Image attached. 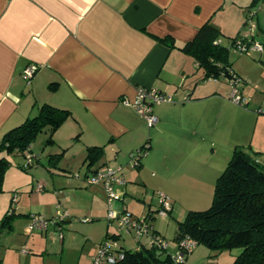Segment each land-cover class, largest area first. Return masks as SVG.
<instances>
[{"label":"crops","instance_id":"obj_1","mask_svg":"<svg viewBox=\"0 0 264 264\" xmlns=\"http://www.w3.org/2000/svg\"><path fill=\"white\" fill-rule=\"evenodd\" d=\"M236 1L0 0V140L34 116L41 104L48 103L71 112L54 131V142L64 150L72 144L67 140L77 142L78 151L69 156L84 160L88 146L103 147L102 157L90 170L127 162L128 152L148 142L150 147L141 163L125 167V183L139 180L164 190L168 162L183 157L192 158L199 167L213 161L211 171L191 175L194 191L207 183L213 185L223 170L216 147L223 139L221 135L226 136L228 149L244 144L239 139L243 134L239 113L243 112L241 124H245V113L251 115L255 108L264 107V92L253 94L254 110L239 107L228 99L229 87L221 81L225 78H204V70L179 46L192 40L207 21L223 33L227 9L231 13L238 10V20L245 23L250 0ZM257 25L264 31L259 20ZM239 35L238 31L230 38ZM166 36L174 45L161 40ZM256 52L264 54V50ZM230 62L232 70L247 82L244 69ZM31 63L38 68L27 82L23 70ZM254 86L258 90L260 85L256 81ZM140 87H154L172 97V101L152 104L157 122L151 126L122 100L134 98ZM259 117L254 116L249 146L264 155V124L258 126ZM206 144H210L209 151ZM261 155L257 159L264 163ZM159 158L165 163L163 171L157 164ZM52 164L48 173L36 180L30 177L25 184L9 185V168L6 170L0 191V219L12 205L14 193L17 200L10 224L0 228V264H90L106 236L118 234L111 229L113 220H105L109 204L102 188L64 192V186L72 181L60 180L63 173L56 169L63 166L57 161ZM180 174L190 175L187 171ZM157 176H162L159 182L149 180ZM122 186L115 188L116 193L121 188L138 192L135 185ZM74 194L86 197L87 204L74 202ZM130 204L124 205L129 208ZM60 206L69 216L90 219L66 220L62 238L54 225L25 232L31 213L52 216ZM21 246L28 251L20 252Z\"/></svg>","mask_w":264,"mask_h":264},{"label":"trees","instance_id":"obj_2","mask_svg":"<svg viewBox=\"0 0 264 264\" xmlns=\"http://www.w3.org/2000/svg\"><path fill=\"white\" fill-rule=\"evenodd\" d=\"M255 1L257 0H253ZM246 17L245 22L250 18L249 10ZM220 33L219 28L207 21L192 40L179 46L181 51L192 56L204 70V78L227 79L236 74L231 68L230 48L237 38L244 39V36L233 37L229 45H224L217 41ZM161 40L174 45L172 38L168 36ZM70 114L68 109L43 103L34 116L4 134L0 140V191L3 189L6 170L10 166L5 153L31 151V143L46 128L49 131L47 141L52 142V134ZM257 154L258 151H254V154L247 152L242 145L233 147L227 164L216 177L209 206L191 209L178 221L176 241L189 235L197 244L204 243L211 249L223 250L236 246L240 251L231 264H264V163L258 161ZM56 155L51 154L55 162L60 158L59 154ZM102 155V146H88L84 157L88 169ZM33 161L34 157L31 164ZM28 166L24 164L23 167ZM13 204L0 219V228L10 224L15 206ZM146 215L150 216L151 213ZM108 237L118 239L119 234L106 236ZM121 247L124 257L115 264H179L172 260L170 252L158 253L154 247Z\"/></svg>","mask_w":264,"mask_h":264},{"label":"rangeland","instance_id":"obj_3","mask_svg":"<svg viewBox=\"0 0 264 264\" xmlns=\"http://www.w3.org/2000/svg\"><path fill=\"white\" fill-rule=\"evenodd\" d=\"M229 1L230 0H228V2ZM248 5H249L248 9L251 12L252 16L245 23H243L242 21L244 19L238 20L239 12L236 9H232V13L228 12L229 9H227L226 16L224 13V17H223L224 22L221 26L223 33H220L219 36V40L222 44L229 45L231 41L230 37L234 36L238 31L241 34V36H244L246 34H251L252 32L249 26L250 23L257 24V21L259 20L260 25L264 26V0H257L255 2H253V0H250ZM262 34H264V31L260 30L259 26L257 25V27L253 31L254 38L260 41H264L262 40ZM229 59L233 61L234 65L237 66V68L239 69L241 68L242 70L244 69V71L248 75L245 76V78L248 79L247 82H244L242 77L240 76L241 79L236 85L239 89V92L240 93L242 92L246 98H249V100L247 102V105H240V104H236V105H238L241 108H252L254 110V107H256V105L254 106V101H256V98H253V94L257 92H264V65H261L262 61H264V54H260V52H256V51H250L248 53L246 52L239 53L236 52L234 48L231 47ZM224 80L228 83V85L225 81L221 79V81L224 82V84L229 87L228 89L229 90L228 96H229L231 90L233 89V84L227 79ZM256 81L260 85L258 90H256L254 86ZM259 108L264 109V107L255 108V111H253L254 114L252 113L251 115L244 112L246 114L244 115L245 124H241L240 115L243 112L240 111L239 113V120H240L239 127L241 126L243 127L242 130L243 134L239 136V139L240 141H244L243 142L244 144L239 143L238 145L239 146L242 145V147H244V149L247 152H252V154H254V150L251 149V147L249 146V141L253 133L252 129L254 124V116L255 115L260 116L258 120V124H259L258 126L264 124V120H262V118H264V112L258 111ZM48 136H49V131L46 128L43 131H41L38 134V136L35 138V140L31 143V148H32L31 151L27 150L26 152L14 151L12 153H5L6 157L10 162V167H8L9 168L8 172H10V175H8L9 185H16V183L25 184L27 183L26 180H29L30 177L31 178L34 177L35 180L39 179L38 176L46 172L48 173L49 166H52L53 165L52 163H55V159L51 157V154L55 156H57L56 154H59L60 158L57 161V163H59V165H62L63 167L62 169L57 168L56 170L63 173V176L60 177V180L62 181L67 180L69 182L72 181V183H70L69 185L64 186V188L62 189L64 192L65 191L76 192L75 190L80 191L82 188H88L90 186H100L104 192L107 201L105 190L103 189L101 184H88L86 182L85 173L87 171H92L88 169L87 161L83 159L79 160V158H75L73 155H72L73 157L69 156V154H74L76 153V151H78L77 142L75 143L74 139L67 140L68 141L67 143L72 142V144L69 146V148H66V150H64L63 147H59L58 144L54 142L55 141L54 133L51 136L53 139L52 142L47 141ZM221 136L223 138L222 141L220 142V144L216 145L217 149H219V156L221 158L220 160L222 163L220 170H222L225 167L232 153V148L228 149L227 147L228 145H226V141H227L226 136L225 135H221ZM206 146H207L206 147L207 151H209L210 144H206ZM64 152L67 153L64 155L63 154ZM28 153L34 154V161L31 165L25 168L23 166L27 161L26 155ZM128 153L126 154L127 156L125 158L127 162L122 163L123 173H125L126 170L125 167L127 166L134 167L131 166ZM260 155L261 154H257V156L259 157ZM175 156H177V153L175 154ZM144 157H146V155L143 156L142 159ZM215 161H219V158L216 157ZM119 163L120 162H116V164L113 165H117ZM157 164H160L159 167L164 168L165 163L164 160H161V158H159ZM64 165H69L71 169L67 168V166ZM167 165L169 167L165 171L167 175L165 177L167 180L163 181V184L166 185V187H164V190H162V188H157L154 186H145L139 180L129 179L128 182L125 184L129 186L132 185L137 186L135 190L138 192L133 193L131 189H129L128 192H126L125 190V193L119 202L120 203L124 202V204L125 202L131 203L129 205V208H127L124 204L123 207L128 212H131L132 215L135 216L146 215L148 209H151L150 221L152 227H154L163 234L162 235L158 232L160 235L163 236V238L168 243V251L171 253H175L176 250L178 249L177 241L175 240L178 221L182 220L186 215V213L191 209H204L209 206L213 196L215 181L213 185L210 184L208 185L207 183L199 191L198 190L194 191L193 189L192 181L194 179L192 178L191 175L192 174L195 175L197 171L200 173H206L207 171H211L212 170L211 165H213V161L210 162V160H207L205 162V166L199 167L196 165L195 162L192 161V158L191 160H189L188 158L184 159L183 157H181L179 158V160L169 161ZM186 171L190 173L189 176H185V175L183 176L180 174ZM160 178H162V176L150 178L149 180L153 182L155 181L154 179H158L159 182ZM125 179L127 180L126 176ZM125 184L122 186L123 188H125ZM159 192L165 194L169 202L171 203V207L166 211L167 213L165 216H162L157 213L158 208L161 207V202L158 197ZM74 197H75L73 200L74 202L80 201L82 203L87 204V202H85L87 200L86 197L81 196L79 194L78 195L74 194ZM143 198L145 199V201H143ZM133 205H135V209H133ZM60 207L61 208L59 210L64 211V208H62V206ZM108 210H109V206L107 205L105 220L110 222L111 220L107 219ZM56 211L57 210H55L52 216L56 215ZM31 214L42 215L44 217H51V216H45L40 213H31ZM30 215H29V219H30ZM84 217H89V216L68 215L67 217H65L64 220L62 221V233H64L65 231L64 223L66 222V220L69 219L71 221H76V222H88L89 220L87 221L82 220V218ZM110 224L112 225L111 229L115 233L119 234L118 239L121 241V244L124 247L133 248L137 244V240L135 236H133L131 232L130 233L126 232L123 228H120L118 226L116 219H113V221H111ZM27 225L28 223L25 226L26 233H27ZM49 226L52 225L50 224ZM105 239H109L111 240V242L115 240V238L112 237H108ZM142 241H144V239H142ZM19 250L22 253H26L28 251V248L26 246H21ZM239 251L240 248L236 246L229 249L216 250V249H211L204 243H199L196 245L194 250L188 254L186 258L187 261L186 264H231Z\"/></svg>","mask_w":264,"mask_h":264},{"label":"built area","instance_id":"obj_4","mask_svg":"<svg viewBox=\"0 0 264 264\" xmlns=\"http://www.w3.org/2000/svg\"><path fill=\"white\" fill-rule=\"evenodd\" d=\"M250 17L252 16L249 11ZM248 21V20H247ZM251 29V34L244 35V39L237 38L231 45L236 52H250V51H262L264 50V41L255 39L253 36V31L257 27L255 23L249 24ZM262 40H264V34H262ZM219 41V40H217ZM38 68V64L31 63L28 64L23 70V76L27 82L31 80L35 71ZM240 76L237 74H232L227 78L233 84V89L231 90L228 98L240 105H247L249 98H246L242 93L239 92L237 83L240 81ZM123 102L125 104L132 105L135 110L145 118L148 125H153L157 122V116L152 112V104L159 103L163 101H172V97L169 94L160 92L154 87H140L137 90L134 98L124 97ZM258 111L264 112V109H258ZM149 143L145 142L141 146L131 150L128 155L130 159L131 166H137L141 163L142 157L146 155ZM27 161L25 165L31 164L34 154H27ZM130 165V164H129ZM123 164L119 163L117 165H105L102 168H96L92 171H87L85 173V179L88 184H101L105 190L107 196V201L109 204L108 210V220L116 219L118 226L123 228L126 232H131L137 240V244L133 247L135 249H141L142 247H154L157 251L161 253H169L168 243L154 228L152 227L150 216L142 215L135 216L131 212H128L123 206H115L116 203L123 197L125 190L121 189L119 193H116V187L125 184L126 180L124 177ZM41 187V184L38 185ZM159 200L161 202V207L158 208V214L165 216L166 211L170 209L171 203L169 202L167 196L161 192L158 194ZM16 193L13 194L12 202H16ZM12 203V204H13ZM14 205V204H13ZM11 209V207H10ZM69 214L66 210L60 211L57 209L56 215L51 218L44 217L42 215L31 214L27 225V232L32 230H46L50 224L56 226L58 230V235L60 238L63 237L61 222ZM89 217H84L82 220L87 221ZM144 239V241H142ZM197 245V241L189 235H184L177 241V250L175 253H171V258L174 262L179 264H184L186 257L191 253ZM23 251V250H22ZM124 257V251L119 245L118 240L115 239L111 242L109 239H104L97 252L91 257L90 264H115L119 259Z\"/></svg>","mask_w":264,"mask_h":264},{"label":"water","instance_id":"obj_5","mask_svg":"<svg viewBox=\"0 0 264 264\" xmlns=\"http://www.w3.org/2000/svg\"><path fill=\"white\" fill-rule=\"evenodd\" d=\"M158 253H160V251H158Z\"/></svg>","mask_w":264,"mask_h":264}]
</instances>
